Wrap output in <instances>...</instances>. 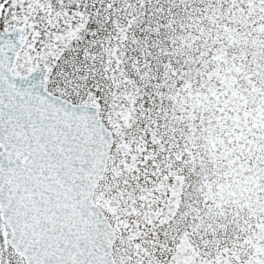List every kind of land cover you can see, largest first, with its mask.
<instances>
[{
    "label": "snow or ice",
    "instance_id": "snow-or-ice-1",
    "mask_svg": "<svg viewBox=\"0 0 264 264\" xmlns=\"http://www.w3.org/2000/svg\"><path fill=\"white\" fill-rule=\"evenodd\" d=\"M0 264H264V0H0Z\"/></svg>",
    "mask_w": 264,
    "mask_h": 264
}]
</instances>
